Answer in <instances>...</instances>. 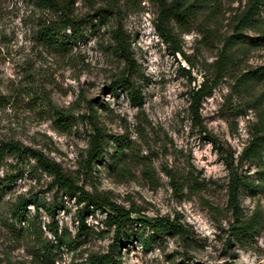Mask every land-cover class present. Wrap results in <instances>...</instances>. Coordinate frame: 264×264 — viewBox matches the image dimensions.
<instances>
[{
  "label": "rangeland",
  "instance_id": "1",
  "mask_svg": "<svg viewBox=\"0 0 264 264\" xmlns=\"http://www.w3.org/2000/svg\"><path fill=\"white\" fill-rule=\"evenodd\" d=\"M245 1L217 0L211 13L203 11L193 22L170 23L171 39L165 42L154 28L157 7L147 0H74L72 12L81 20L80 31L65 50H52L37 41L36 29L43 20L55 18L53 14L30 0H0V148L12 142L39 151L77 188L133 210L129 231L142 240L123 246L122 264H264V159L239 170L258 187L238 194L240 220L258 216L254 232L242 236L231 230L234 218L227 206L224 164L225 157L236 159L261 118V110L248 108L264 91V80L240 85L237 80L264 66V48L247 46L224 73L216 72L223 40L233 34ZM259 26L264 30V21ZM116 28L128 41L132 68L114 50L111 31ZM258 29L244 32L247 42ZM121 75L139 91L140 107L130 102L125 90H108ZM203 80H214L216 86L211 97L203 99L195 120L191 94ZM88 101H93L105 132L124 137L125 163H115L116 147L110 142L104 157L87 168L90 129L80 115ZM261 106L264 109V103ZM61 111L73 117L69 130L55 120ZM145 162L150 164V181ZM165 170L198 184L175 192ZM0 176L13 179L0 203V264H49L40 248L47 240L55 243L45 227L52 222L46 208L55 207L58 232L72 239L83 204L57 189L53 177L27 156L2 154ZM20 197L34 198L42 206L38 213L28 206L27 220L15 223L10 205ZM107 213L87 215L88 236L78 240L73 252L53 250V264L105 252L113 235L103 223ZM159 219L179 225L184 238L153 233L138 222Z\"/></svg>",
  "mask_w": 264,
  "mask_h": 264
},
{
  "label": "trees",
  "instance_id": "2",
  "mask_svg": "<svg viewBox=\"0 0 264 264\" xmlns=\"http://www.w3.org/2000/svg\"><path fill=\"white\" fill-rule=\"evenodd\" d=\"M34 6L45 11L48 14H53L55 18L45 19L42 23L38 24L36 29L37 41L46 48L52 50H65L68 41L75 40L76 34L80 31L81 20L76 19L72 12L74 0H30ZM157 7V13L154 19V28L158 32L159 36L165 41L169 42L171 35L167 32V26L170 23L183 26L187 23L193 22L195 17L203 11H208V14L214 9L217 0H147ZM236 20L232 29L233 34L226 37L223 40V47L218 54V60L216 62L217 74L225 72L228 63L231 64L233 56L246 50L247 46L254 48H264V30L261 29L259 24L264 21V0H246L243 9L236 15ZM252 27L259 28L256 36L250 38L247 42V37L244 32ZM66 31H69L70 35L67 37ZM112 40L114 42V50L121 57L128 68H132V60L129 55V45L127 39L121 34L118 28L111 31ZM260 82L264 80V66L248 70L243 73L237 80V85L242 84L245 81ZM216 83L214 80H203L197 89L192 91L191 94V113L193 119H198V109L203 99L209 98L212 95V91L215 88ZM122 89L128 93L130 102L140 107L142 104L139 91L132 84L130 79L126 76H119L108 87L113 93ZM93 101H88L87 111L80 115V120L85 122L89 129V141L86 150L85 164L88 169H91L98 160L104 157L107 149L110 147V142L116 147L113 152V158L115 163H125L126 150L128 149L124 145V137L110 136L108 135L103 126L98 121V115L95 108L92 106ZM264 103V91L261 92L249 105L248 109L261 110V118L259 123L253 124L252 131L250 132L249 141L243 150L238 154L236 159L231 155L229 160L224 158V164L228 172V183L226 187L227 194V206L230 209L234 222L231 225V230L237 236L254 232L258 216L255 214L251 219L242 221L240 220L241 211L238 200V194L240 190L255 191L257 185H254L246 180V177L242 176L239 170L245 163L259 164L264 159V109L262 104ZM98 105V102L95 103ZM55 120L59 125L69 130L71 128V120L73 117L67 112L56 113ZM210 140V139H209ZM212 142V140L210 141ZM213 143V142H212ZM214 144V143H213ZM4 153L13 156H27L32 159L38 168L48 173L53 177V183L56 188L62 193L66 194L69 198H76L78 204H83L77 215V232L71 239L66 237L65 234L58 232V227L53 221L55 207L46 208L52 222L45 225L47 232L53 237L55 241L54 245H51L49 240L46 243L40 245L42 251V257L53 264L55 258L53 256V250L66 248L68 251L73 252L77 248V243L80 238H85L89 234V229L85 223V217L87 215H94L96 211L107 210L108 213L103 221L105 227L113 229V235L111 243L109 244L105 252L89 253L84 259L71 260L70 264H122L120 260V250L123 246L132 242L135 239H141V236L135 231L130 232V228L134 224V219L131 217L135 212L133 210H126L121 206L115 205L104 199H99L95 196L87 194L83 189L77 188V186L63 173L60 166L44 156L41 152L31 150L29 148H22L16 143L8 142L4 143L0 148V156ZM144 164V172L147 179L150 181L152 177L149 175V163ZM123 166V165H122ZM124 168V167H122ZM124 170V169H123ZM147 172V173H146ZM166 176L169 178L170 183L175 192L180 194L184 188L189 184H198L196 181L192 182L186 177H183L171 170H165ZM262 179H264V173ZM13 179L8 176H0V203L1 198L5 194L6 186L11 184ZM33 206L35 213H38L40 206H42L34 198H18L13 204L10 205V218L15 223H21L27 220V207ZM143 225L148 226L153 233L162 232L170 233L184 238V231L179 226L172 222H168L166 219H159L154 223H144L138 221ZM149 239L143 240V244L147 246Z\"/></svg>",
  "mask_w": 264,
  "mask_h": 264
}]
</instances>
